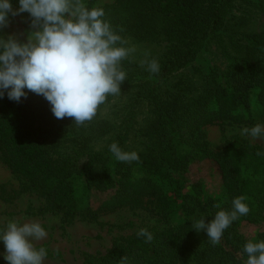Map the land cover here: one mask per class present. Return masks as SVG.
Returning a JSON list of instances; mask_svg holds the SVG:
<instances>
[{"label": "trees", "instance_id": "trees-1", "mask_svg": "<svg viewBox=\"0 0 264 264\" xmlns=\"http://www.w3.org/2000/svg\"><path fill=\"white\" fill-rule=\"evenodd\" d=\"M12 5L19 6L16 0ZM102 8L104 19L123 39L131 34L141 41L165 45L166 59L158 74L154 73L157 78L133 84L138 88L133 93L136 106L143 100L152 110L147 130L141 135L137 133L144 149L134 163L161 172L162 159L169 152L175 156L176 166L213 158L223 168L230 205L222 208L215 200L197 201L199 218L206 217L207 222L221 209L230 211L233 199L241 196L244 188L241 172L247 156L261 153L257 160L262 171L264 157L261 150L238 140L228 142L215 154L202 141V126L211 121L241 120L236 110L241 106L250 108L252 90H259L258 99L264 103V31L248 28L251 20L248 15L264 12V0H121L120 6ZM214 41L219 50L213 49ZM213 54L222 62L223 70L213 66L212 72H204V62ZM123 64H127L125 59ZM174 69L185 70L189 78L169 82ZM128 87L121 85V91ZM127 112L121 115L118 124L125 131L116 140L122 149L132 128L134 107L129 109L131 116ZM97 114L91 121L77 125L73 117L56 118L42 95L29 91L19 102L5 95L0 98V159L14 174L46 195L52 208L58 211L74 213L76 201L71 179L77 176H84L88 184L100 191L117 185L122 193L130 182L133 164L114 160L109 148L107 153L105 148L96 149L93 135L98 127L108 134L115 124L97 121ZM179 144L190 147L185 158ZM171 169L176 171L175 167ZM115 175L121 178L118 183ZM146 189H152L158 196V214L168 229H147L153 236L151 241L133 235L125 243L116 244L105 256L86 264H124L125 260L126 264H245L247 254L243 246L247 241L236 230V221L224 231L220 242L213 245L206 232L205 236L195 237L192 222L169 225L170 209L163 189L152 183ZM262 205H258L261 207L258 217L264 212V199ZM258 240H264V232Z\"/></svg>", "mask_w": 264, "mask_h": 264}, {"label": "rangeland", "instance_id": "rangeland-1", "mask_svg": "<svg viewBox=\"0 0 264 264\" xmlns=\"http://www.w3.org/2000/svg\"><path fill=\"white\" fill-rule=\"evenodd\" d=\"M83 2L91 9L110 5L120 6L121 0ZM12 7L16 9L19 6ZM248 16L249 20L251 19L248 25L250 30L264 31V12L251 13ZM34 30L29 14L24 12L10 17V24L0 30V35L5 39L9 35H14L24 42L28 34ZM124 40L127 41L126 47L135 49L125 59L128 65H121L127 73V78L121 85L129 87L122 90L120 95L111 96L104 106L100 107L96 120L100 122L107 120L115 124L108 134L103 133L99 126L93 137L96 149L105 148L104 153H107L109 145L116 142L120 134L124 135L125 131L118 125L122 120L121 115L134 107L132 128L131 131L128 130L129 136L123 150L139 154L144 147L139 144L140 139L136 136L137 133L141 135L142 131L147 130L145 126L150 121L152 110L147 101L140 100L136 106L134 92L138 88L133 84L157 78L158 72L156 75L149 72L143 62L155 59L160 67L166 59L163 53L165 45L153 40L141 41L131 34L126 35ZM213 44V49L219 50L218 43L214 41ZM211 57L204 62V72L206 70L212 72L213 66L223 68L222 62L217 60L215 54ZM188 76L185 70L174 69L169 82L175 83L189 78ZM258 93L257 89L252 90L249 109L241 106L236 110L241 120L211 121L202 126V141L213 153H219L228 142L238 140L246 141L254 149L261 150L264 157V139H253L241 132L245 127L257 123L264 124V103L258 99ZM128 112L126 115L131 116ZM179 145H182V155L185 158V152L190 147L186 144ZM258 156L249 154L241 172L244 180L241 196L246 197L245 202L250 211L247 215L238 217L235 228L245 241H257L259 234L264 232V212L261 217L256 215L257 211L261 210L260 206H263L264 199V171L258 169ZM174 158L172 152L165 154L161 172H154L132 161L130 182L127 183V188H122V193H119L117 185L100 191L94 185L88 184L84 176L72 178L73 196L76 201L73 214L52 208L51 200L46 195L32 187L24 178L14 174L0 159V227H6L10 220L39 222L48 233L45 239L36 242L37 248L43 247L47 252L44 264H86L88 260H98L105 256L116 244L125 243L128 238L137 235L141 228L155 231L168 229V225L158 214V196L152 189H146L148 183L158 184L163 189L170 209L168 222L171 226L184 225L188 221L198 219L201 216L198 206L200 201L205 203L207 200H215L222 208L230 205V193L224 179L223 168L215 159L200 158L176 166ZM172 167H175L176 171H172ZM114 178L116 183L121 180L116 175ZM193 232L196 238L205 236L204 231ZM4 251V245L0 242V264H8L3 258Z\"/></svg>", "mask_w": 264, "mask_h": 264}, {"label": "clouds", "instance_id": "clouds-1", "mask_svg": "<svg viewBox=\"0 0 264 264\" xmlns=\"http://www.w3.org/2000/svg\"><path fill=\"white\" fill-rule=\"evenodd\" d=\"M0 0V30L10 24V17L27 12L32 27L26 41L14 35L7 39L0 35V98L19 102L28 92L42 95L58 119L73 117L77 125L91 121L100 105L109 96L121 94V84L127 73L121 62L135 49L126 47L127 41L104 19L102 7L89 9L83 0ZM147 70L159 71L155 59L146 60ZM27 89V91H26ZM253 139H264V124L257 123L241 130ZM109 151L119 162L138 161L135 151H125L118 143ZM261 155V153H258ZM246 197H235L232 209L219 210L213 219L206 217L192 221V229L204 231L216 245L224 231L250 211ZM39 222L10 220L0 227V242L4 245L3 258L8 264H44L47 252L37 248L36 242L47 237ZM137 235L148 241L152 234L141 228ZM245 264H264V240L247 241ZM126 264V260L124 261Z\"/></svg>", "mask_w": 264, "mask_h": 264}]
</instances>
